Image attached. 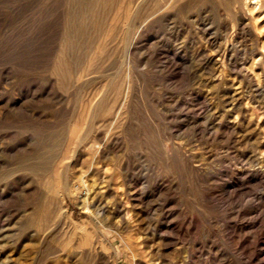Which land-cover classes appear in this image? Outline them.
<instances>
[{"label": "rangeland", "instance_id": "374dc122", "mask_svg": "<svg viewBox=\"0 0 264 264\" xmlns=\"http://www.w3.org/2000/svg\"><path fill=\"white\" fill-rule=\"evenodd\" d=\"M167 1L0 0V264H264V0Z\"/></svg>", "mask_w": 264, "mask_h": 264}, {"label": "bare ground", "instance_id": "6f19581e", "mask_svg": "<svg viewBox=\"0 0 264 264\" xmlns=\"http://www.w3.org/2000/svg\"><path fill=\"white\" fill-rule=\"evenodd\" d=\"M172 0H168L167 2H171ZM176 1V0H174ZM232 1V0H231ZM237 1V0H236ZM235 2V1H234ZM163 3V2H161ZM177 3V1L175 2ZM119 4V3H118ZM166 5V4H165ZM262 5V1L261 0H238V8L239 10H243L244 12H251V9H258L260 8V6ZM127 6V5H126ZM153 6V5H152ZM159 6V5H158ZM156 7V6H155ZM160 7V6H159ZM163 8V7H162ZM160 11V9H158ZM157 11V10H156ZM155 11V12H156ZM128 12V11H125ZM162 12V11H161ZM161 12H159V14H161ZM236 12V11H235ZM163 13V12H162ZM127 14V13H126ZM165 16V15H164ZM255 18V17H254ZM241 19V17L239 18ZM255 27V26H254ZM104 50V49H103ZM125 51V50H124ZM128 51V50H127ZM225 51V50H224ZM224 53V52H223ZM124 57V56H123ZM66 68V67H65ZM98 93V92H97ZM94 100V99H93ZM120 107V106H119ZM81 126V125H80ZM91 145V144H90ZM81 205L83 208H86V210L88 211V201L87 198L84 197L83 199H81ZM48 207V206H47Z\"/></svg>", "mask_w": 264, "mask_h": 264}]
</instances>
